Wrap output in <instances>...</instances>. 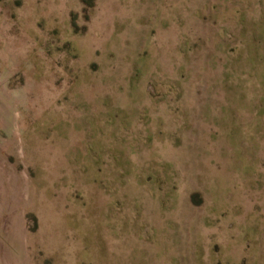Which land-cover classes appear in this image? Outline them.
Listing matches in <instances>:
<instances>
[{
    "label": "rangeland",
    "instance_id": "1",
    "mask_svg": "<svg viewBox=\"0 0 264 264\" xmlns=\"http://www.w3.org/2000/svg\"><path fill=\"white\" fill-rule=\"evenodd\" d=\"M0 264H264V0H0Z\"/></svg>",
    "mask_w": 264,
    "mask_h": 264
}]
</instances>
